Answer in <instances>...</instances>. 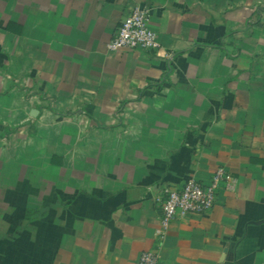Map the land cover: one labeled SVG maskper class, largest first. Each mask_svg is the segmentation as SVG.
Instances as JSON below:
<instances>
[{"label":"crops","instance_id":"crops-1","mask_svg":"<svg viewBox=\"0 0 264 264\" xmlns=\"http://www.w3.org/2000/svg\"><path fill=\"white\" fill-rule=\"evenodd\" d=\"M135 6L160 48L107 50ZM218 166L234 186L158 240L162 189ZM146 249L264 264V0H0V264Z\"/></svg>","mask_w":264,"mask_h":264},{"label":"built area","instance_id":"built-area-1","mask_svg":"<svg viewBox=\"0 0 264 264\" xmlns=\"http://www.w3.org/2000/svg\"><path fill=\"white\" fill-rule=\"evenodd\" d=\"M149 20V10L135 6L120 21L112 39L106 45L107 50L160 48L158 36L150 27ZM221 184H224L226 189L232 188L235 184V178L223 166H218L214 170L207 183L188 177L180 186H165L159 199L161 216L159 225L155 229L156 238L160 241L164 238L172 220L209 211L214 205ZM158 262V249H146L140 253L137 264H158Z\"/></svg>","mask_w":264,"mask_h":264},{"label":"rangeland","instance_id":"rangeland-1","mask_svg":"<svg viewBox=\"0 0 264 264\" xmlns=\"http://www.w3.org/2000/svg\"><path fill=\"white\" fill-rule=\"evenodd\" d=\"M8 134H9V131L8 130L3 131L2 134H1L3 136V138H2L3 140L2 141L3 142H6V145L8 144V141H9ZM11 137H14V134H11Z\"/></svg>","mask_w":264,"mask_h":264}]
</instances>
